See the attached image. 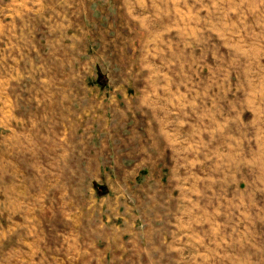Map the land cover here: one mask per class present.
<instances>
[{
  "label": "rangeland",
  "instance_id": "obj_1",
  "mask_svg": "<svg viewBox=\"0 0 264 264\" xmlns=\"http://www.w3.org/2000/svg\"><path fill=\"white\" fill-rule=\"evenodd\" d=\"M250 2L0 0V264H264Z\"/></svg>",
  "mask_w": 264,
  "mask_h": 264
},
{
  "label": "crops",
  "instance_id": "obj_2",
  "mask_svg": "<svg viewBox=\"0 0 264 264\" xmlns=\"http://www.w3.org/2000/svg\"><path fill=\"white\" fill-rule=\"evenodd\" d=\"M262 2H264V0H262ZM249 6H250V10L248 9L246 11V16L248 18V21L246 22L245 30H246L247 35L250 32V41H247L246 43L248 46H251V47L264 48V25H263L264 24V10H263L264 7L262 3L256 0H251ZM254 56L255 58L257 57L259 58V62H260V59H262V55L259 52L254 53L253 51H251V65L252 66L247 67L246 76H245L246 78H248L250 75L251 77L254 76L253 75L254 69L258 71H264V64L262 61L260 63L258 62L257 66H256V62L253 63ZM247 72L249 73V76ZM260 75L264 79V73H260ZM251 90L253 91V86H251ZM261 90H264V88H262Z\"/></svg>",
  "mask_w": 264,
  "mask_h": 264
}]
</instances>
